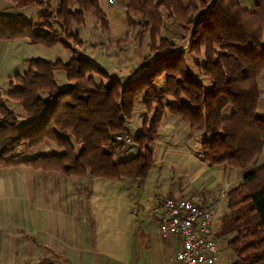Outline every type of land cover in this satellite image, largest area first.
<instances>
[{"label": "trees", "instance_id": "1", "mask_svg": "<svg viewBox=\"0 0 264 264\" xmlns=\"http://www.w3.org/2000/svg\"><path fill=\"white\" fill-rule=\"evenodd\" d=\"M10 1L17 8L34 4L45 11L36 20L23 15L0 19L1 39L27 38L46 47L76 48L84 41L74 28L85 24L88 13L97 17L104 32L110 30L99 0H59L55 7L53 0ZM121 1L128 26L137 28L139 49L148 36L149 53L143 62L153 58L152 64L126 82L81 55L67 62L27 60L28 71L10 79L6 96L0 92V168L25 165L80 181L144 178L155 163L152 145L169 110L192 131L210 134L201 143L208 165L247 170L264 153V114L258 111L264 0H257L252 10L239 0ZM166 20L181 30L179 42L163 35ZM189 39L188 47L180 49ZM123 40L116 42L119 48ZM55 71L66 73L69 86H59ZM161 77L162 97L155 88ZM19 106L20 112L15 109ZM140 106L145 112L143 127L133 140L130 121ZM20 115L32 123L21 125ZM123 134L126 138L118 139ZM128 139L138 154L116 159ZM45 142H52L58 152L24 157ZM218 237L237 257L230 264H264V163L247 170L228 190ZM56 262L43 258L37 264Z\"/></svg>", "mask_w": 264, "mask_h": 264}, {"label": "crops", "instance_id": "2", "mask_svg": "<svg viewBox=\"0 0 264 264\" xmlns=\"http://www.w3.org/2000/svg\"><path fill=\"white\" fill-rule=\"evenodd\" d=\"M99 1L109 18V31H124L128 22L123 2L116 0L110 4L109 0L108 3L107 0ZM189 43L190 40L180 49H186ZM93 46L99 58L92 60L110 76L126 82L139 74L148 62H143L149 53L145 43L141 49L135 46L134 53L122 49L118 67L102 54L99 46L95 43ZM192 63L189 61V68ZM192 133L194 131L178 116L169 110L164 112L159 135L152 145L155 163L144 178H148L150 173L166 176L162 185L152 190L154 199L149 213L141 219L139 239H135L138 243L121 264H179L175 256L181 246L180 238L173 235L163 237L159 229L161 204L166 197H191L204 193L208 198H216L221 190H225L220 210L223 216L227 212V192L241 182L247 170L227 164L208 165L202 155V141ZM42 145L47 146V154L58 152L52 142ZM158 163L163 170H157ZM95 179H86L89 187L82 188L77 178L56 171L25 165L0 168V264H37L43 258L55 260L57 255L65 257L69 264H110L108 252L93 245L89 237V217L94 211L90 200L86 203V198L93 193ZM121 186L125 193V189L132 187L128 182ZM132 217L135 218L131 213V223L134 222ZM220 247L223 250L222 243Z\"/></svg>", "mask_w": 264, "mask_h": 264}, {"label": "rangeland", "instance_id": "3", "mask_svg": "<svg viewBox=\"0 0 264 264\" xmlns=\"http://www.w3.org/2000/svg\"><path fill=\"white\" fill-rule=\"evenodd\" d=\"M58 2L59 0H53V4L57 5ZM239 2L242 7L252 10L255 8L257 0H239ZM44 11L45 8L38 5L33 4L24 8H17L10 0H0V19L17 18L19 15H23L25 19L36 20ZM99 24L95 15L91 13L86 14L85 24L74 28V31H78L81 39L84 41L82 46L76 48H67L62 44L46 47L42 44H34L27 38H0V92L6 96L10 88V79L17 74H23L28 71L29 64L26 62L27 60L41 58L50 61L62 60L67 62L74 55H81L86 59L99 58V55L95 52L94 43L99 46L102 54L111 60L113 65L118 67L121 61L120 55L123 54L122 49H125L124 51L127 53L135 52V46H137L135 33L137 28L128 26L124 31L112 33L110 31L104 32ZM54 26L56 25L54 24ZM127 33V38L123 40ZM181 34V30H178L171 21L166 20L163 30L164 36L179 42ZM118 40H123L120 45L122 48H119V45L116 43ZM188 41L184 43V45H187ZM148 42L147 36L145 44L148 45ZM262 49L264 50V46H262ZM151 61L152 59L148 60L146 64ZM55 78L61 88L69 86L65 72L55 71ZM164 84L165 77H161L155 85L160 97H162L161 88ZM260 85L261 87L263 86V88L261 89L258 111L262 114L264 113V75H262L260 79ZM140 108L142 110L140 109L130 121V139L133 138V140V134H138L142 130V122L145 117V112H143L144 108L142 106H140ZM15 109L18 112L22 110L20 106L15 107ZM230 111L231 109L227 110L226 114L230 113ZM151 117L152 115L148 116L149 119H151ZM19 120L21 125H29L33 121L22 115L19 116ZM123 135L125 136V134ZM192 135L200 138L201 141L207 136H210V134L204 131L194 132ZM124 142L125 146L118 150L116 159H126L138 154V148L134 144V141L130 142L125 140ZM47 149L45 145L38 146L24 154V157L30 158L38 154H47L49 152ZM263 163L264 153L261 157L257 158L247 170H253ZM160 164L158 163V171L163 170ZM155 169L156 168L153 170ZM238 172L240 171L238 170ZM164 176H166V174L161 176L159 173H150L148 178L137 179V183L129 178L123 179L124 181H111L104 178L95 179L96 181L93 184L92 190L93 193L90 194V198H86V203L90 200L91 208L94 211V214L89 217V237L93 245L95 244L99 246L100 249L108 252L110 255V264L123 263L134 250L135 245L138 243L137 241L135 243V239H139L137 236L141 229V219L145 217V214L149 213L154 199L152 190L155 191L157 187L162 185ZM126 182L132 187L131 189H125V193L120 187ZM81 184L82 188L89 187L86 179L81 180ZM131 213L135 217H132L134 220L132 223L130 219ZM220 240L223 247V259L220 264H230L234 262L237 259L235 253L228 248L227 242L224 239ZM54 257H56L55 260H57L56 263L58 264H69L65 257L59 258L58 255Z\"/></svg>", "mask_w": 264, "mask_h": 264}, {"label": "built area", "instance_id": "4", "mask_svg": "<svg viewBox=\"0 0 264 264\" xmlns=\"http://www.w3.org/2000/svg\"><path fill=\"white\" fill-rule=\"evenodd\" d=\"M116 0H109L114 4ZM121 135L118 139H125ZM130 141V139H128ZM220 191L216 198L204 193L191 197H166L161 204L159 229L163 237L178 236L181 246L175 260L179 264H220L223 259L218 234L223 224Z\"/></svg>", "mask_w": 264, "mask_h": 264}, {"label": "water", "instance_id": "5", "mask_svg": "<svg viewBox=\"0 0 264 264\" xmlns=\"http://www.w3.org/2000/svg\"><path fill=\"white\" fill-rule=\"evenodd\" d=\"M213 3V2H212Z\"/></svg>", "mask_w": 264, "mask_h": 264}]
</instances>
